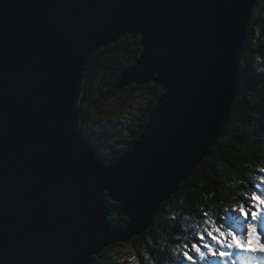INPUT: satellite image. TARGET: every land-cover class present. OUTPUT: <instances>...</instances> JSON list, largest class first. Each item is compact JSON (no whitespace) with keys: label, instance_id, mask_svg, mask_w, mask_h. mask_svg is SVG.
<instances>
[{"label":"water","instance_id":"1","mask_svg":"<svg viewBox=\"0 0 264 264\" xmlns=\"http://www.w3.org/2000/svg\"><path fill=\"white\" fill-rule=\"evenodd\" d=\"M257 2L0 0V264H93L151 228L225 131ZM129 36L142 51L116 88L163 95L110 166L80 104L89 58Z\"/></svg>","mask_w":264,"mask_h":264},{"label":"trees","instance_id":"2","mask_svg":"<svg viewBox=\"0 0 264 264\" xmlns=\"http://www.w3.org/2000/svg\"><path fill=\"white\" fill-rule=\"evenodd\" d=\"M141 51L140 37L121 38L96 51L86 66L80 104L82 129L107 165L133 149L145 131L149 113L163 95L161 86L153 82L121 90L130 94L141 91L138 108L127 119L120 114L124 102L122 107H106L121 93L116 88L119 79L137 63ZM240 70V88L228 123L210 155L163 204L151 228L106 247L93 264H123L121 250L111 254L120 246L130 247L138 264L194 263L197 259L191 245L200 247L198 241L207 226L220 222L228 209L243 204L245 198L257 192L258 184L264 183V0H258L253 11ZM99 89L102 97L97 94ZM120 138L122 145L116 143ZM107 206L110 210L119 207L112 201ZM127 222L126 217H119L114 225L123 230ZM184 251L189 252L192 261L183 256Z\"/></svg>","mask_w":264,"mask_h":264},{"label":"rangeland","instance_id":"3","mask_svg":"<svg viewBox=\"0 0 264 264\" xmlns=\"http://www.w3.org/2000/svg\"><path fill=\"white\" fill-rule=\"evenodd\" d=\"M102 86V84H101ZM105 88L103 87L102 90H104ZM101 89H99L97 91V94L99 97L101 96ZM140 97H141V91H137L134 94H130V92L127 91H123L120 94H118L116 97H113L109 102L106 103V107L107 108H115V107H122V104L124 102V105L121 109L120 114H122L123 118L127 119L129 117V115L131 114L130 112H134L137 110L138 108V103L140 102ZM97 99H99L97 97ZM104 103V102H103ZM105 104V103H104ZM95 105V104H94ZM98 109V108H96ZM108 110V109H107ZM108 117V112L106 113L104 111V114ZM103 119V118H102ZM105 123V122H102ZM121 138L119 140L116 141V143L118 142V145H122L121 143ZM114 141L112 142V144H114ZM115 143V144H116ZM258 183H255V186ZM257 195H260L262 198H264V183H261L260 185L258 184L257 186V192H255ZM245 202L243 203L245 206V209L247 210L248 208L251 207V205L254 203L251 200V197L249 196L248 198H245L244 200ZM241 206V205H240ZM240 206H238L237 208H231L224 216L226 217V223L222 224L224 226L220 227V225L215 221H213L211 224H209L207 227L209 228V231H212L214 234H216L217 229H219L222 232H228L231 231L234 234L238 235V232L236 230H238L241 235L244 234L246 235L247 233V225L249 222H251V214L249 212V215L247 216V218L239 211ZM252 210L254 211H258L260 212V217H262L264 215V211H261L260 209L257 208H253ZM241 229H243V231H241ZM198 243L200 244V246L203 247L204 243H213L214 245H216V247H214V251H215V256H211L212 258H216L220 259L223 258L227 261V263L225 264H229L228 260H229V254L227 253V255L221 257L219 255L220 251H223V249L226 250V248H221L220 245L215 244L210 237H208L207 235L204 237L203 240H199ZM229 249V248H227ZM116 250H121L122 252V256H123V264H138V261L136 260L135 256L133 255V252L131 251L130 247L128 246H120V247H116L115 249L112 250L111 254H116ZM217 250V251H216ZM233 256L234 255H241V252L238 248H233L231 249ZM205 255H213L211 252L208 251V249H204L203 250ZM207 258V256H206ZM202 258H200L201 260ZM208 262H206L207 264Z\"/></svg>","mask_w":264,"mask_h":264},{"label":"snow or ice","instance_id":"4","mask_svg":"<svg viewBox=\"0 0 264 264\" xmlns=\"http://www.w3.org/2000/svg\"><path fill=\"white\" fill-rule=\"evenodd\" d=\"M251 200L254 202L250 208L247 210L245 209L244 204H241L239 211L247 218L249 215V212L251 214V222L247 225V233L246 236L241 237L237 236L231 231L228 232H222L219 229H217L216 234H214L212 231L207 232V236L211 238V240L215 243L221 246V248H243L244 250H249L250 241H257L259 244V248H252L251 250L256 251L259 250L261 252H264V236H261L258 232L257 228V221L260 220V212L252 210L253 208L260 209L261 211H264V198H262L260 195H257L255 192L252 193ZM243 231V229H241ZM204 236H200V240H203ZM191 248L194 250L196 254H198L201 258H204V252L201 250V247H198L195 243L191 245ZM203 248L208 249L209 252H211L213 255H215L214 249L207 243L203 244ZM219 255L221 257L227 255L224 251H220ZM183 256L189 260L192 261L193 257L189 255L188 251L183 252Z\"/></svg>","mask_w":264,"mask_h":264},{"label":"clouds","instance_id":"5","mask_svg":"<svg viewBox=\"0 0 264 264\" xmlns=\"http://www.w3.org/2000/svg\"><path fill=\"white\" fill-rule=\"evenodd\" d=\"M256 7V6H255ZM255 9V8H254ZM252 16H253V14H252ZM252 19V18H251ZM120 80V79H119ZM118 84H119V82H118ZM118 84H117V86H118ZM116 86V87H117ZM126 89V88H125ZM119 90V89H118ZM122 90H124V89H122ZM121 91V90H120ZM149 116V115H148ZM82 125H83V119H82ZM82 125H81V129H82ZM83 130V129H82ZM223 136V135H222ZM87 138H88V140H89V142L91 143V140L89 139V137L87 136ZM91 145H92V143H91ZM92 148H94L93 147V145H92ZM95 149V148H94ZM128 153V152H127ZM126 153H124L123 155H125ZM122 155V156H123ZM121 156V157H122ZM103 158V157H102ZM104 159V158H103ZM104 161H105V159H104ZM117 162V161H116ZM115 162V163H116ZM115 163H109L108 165H114ZM105 165H107L106 163H104ZM231 209V208H230ZM230 209H228L225 213H224V215L230 210ZM226 217L224 216V218L221 220L223 223H226L227 221H226V219H225ZM224 220V221H223ZM220 221V222H221ZM220 222H218V224L220 223ZM222 222L219 224L220 225V227H222V226H224L223 224H222ZM209 231V228L207 227V229L204 231V233H203V236L205 237L206 235H207V232ZM237 232H239L238 230H236ZM207 244H209L210 246H212V245H214L213 243H207ZM198 245H200V244H198ZM215 247H216V245H214ZM202 249V251L204 250V249H206V248H203L202 246H200ZM195 255V257H196V259H197V261L196 262H198V264H203V262L205 263V258H206V256L207 255H204V258H202L201 260H200V256L198 255V254H194ZM203 261V262H202ZM216 261L213 259L212 261H211V263L212 264H214Z\"/></svg>","mask_w":264,"mask_h":264},{"label":"bare ground","instance_id":"6","mask_svg":"<svg viewBox=\"0 0 264 264\" xmlns=\"http://www.w3.org/2000/svg\"><path fill=\"white\" fill-rule=\"evenodd\" d=\"M111 89V88H110ZM132 91V90H131ZM122 92V91H121ZM115 93V92H114ZM84 122V121H83ZM139 139V138H138ZM206 263V262H205ZM210 262H208L207 264H209Z\"/></svg>","mask_w":264,"mask_h":264}]
</instances>
